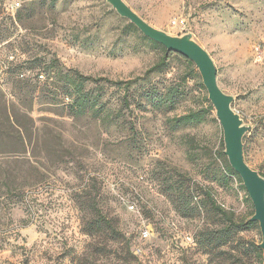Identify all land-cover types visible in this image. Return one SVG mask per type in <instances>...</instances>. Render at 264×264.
Here are the masks:
<instances>
[{
    "label": "rangeland",
    "instance_id": "374dc122",
    "mask_svg": "<svg viewBox=\"0 0 264 264\" xmlns=\"http://www.w3.org/2000/svg\"><path fill=\"white\" fill-rule=\"evenodd\" d=\"M123 1L159 30L190 34L211 56L217 84L248 126L243 160L264 177V0ZM47 3L0 0V264H134L131 254L142 264H210L197 234L220 216L204 191L235 220L254 208L242 180L226 174L214 109L196 126L170 127L171 118L207 105L199 70L188 75L185 61L171 55L163 72L133 85L136 93L179 86L185 99L176 109L134 108L125 123L109 126L70 116L50 65L126 80L163 54L123 34L127 19L106 0ZM106 87L115 108L119 90ZM181 182L197 195V215L175 208ZM89 200L111 220L116 239L109 230L108 237L86 232L95 213ZM238 236L262 240L259 227Z\"/></svg>",
    "mask_w": 264,
    "mask_h": 264
},
{
    "label": "trees",
    "instance_id": "16d2710c",
    "mask_svg": "<svg viewBox=\"0 0 264 264\" xmlns=\"http://www.w3.org/2000/svg\"><path fill=\"white\" fill-rule=\"evenodd\" d=\"M46 2V0H40ZM57 0H48L47 7L52 8ZM123 34H134L139 39L148 41L155 48H159L162 51V57L160 60L149 67L143 76H136L132 79H109L108 77H94L88 74H83L74 68L65 69L61 65L53 64L50 65L49 72L53 74L54 82L52 87L56 89L57 93L67 98L66 107L68 114L75 118H91L99 120L105 125L110 124H123L126 122V114L128 117L133 112L134 108L145 109L147 106L156 108L159 110H173L180 105L184 98V89H181L176 85H169L162 91H159L155 86L149 85L148 88L142 89L139 92H135L136 88L133 86L136 82L145 80L148 74L152 72H163L168 65V58L171 55L180 56L186 63L189 69L188 75L199 76L198 70L195 69V65L188 60L182 54H177L172 51H166L165 47L152 39L146 38L141 31L130 23L128 20L125 21L121 27ZM57 61V60H55ZM147 76V77H146ZM185 79V77H184ZM202 88L203 84L199 83ZM106 86L114 87L119 90L118 105L114 108L111 106L107 93ZM208 103L204 107L196 108V110H188L175 116L169 120L171 129H177L184 126H196L206 120L207 114H211L214 109L213 105L210 104L209 100L204 98ZM135 106H131L132 103ZM129 128L133 127V123H129ZM226 162V161H225ZM226 174H231L238 178L241 182L240 177L232 169L229 163L225 164ZM242 186V185H241ZM171 187V186H170ZM177 192V198L173 200L176 210L183 216L197 215L199 203L195 201L196 194H193V189L189 188L186 183H180L174 188ZM205 198L208 204L212 206L220 216L219 225L215 227H205L199 230L197 234V244L204 253L209 256L210 264H262L263 254L259 248V243H254L250 240L244 241L238 234L245 230L247 227H259L256 221L246 218V220H235L231 212L225 211L218 204L211 193L204 191ZM91 200L87 201L89 205H86L87 209L90 208L94 213L93 218L88 221L85 225L86 232L92 233L93 231H100L103 236H110L116 239L115 227H113L111 220L101 212L98 206L92 204ZM112 234V235H111ZM119 235V233H118ZM117 235V236H118ZM232 247L228 250L227 247ZM253 252V253H252ZM255 254L257 260H252L251 255ZM130 262L134 264H142L132 254L129 257Z\"/></svg>",
    "mask_w": 264,
    "mask_h": 264
},
{
    "label": "water",
    "instance_id": "95a60500",
    "mask_svg": "<svg viewBox=\"0 0 264 264\" xmlns=\"http://www.w3.org/2000/svg\"><path fill=\"white\" fill-rule=\"evenodd\" d=\"M118 14L126 18L141 31L147 38L164 46L166 51L182 54L199 70L202 84L207 91V98L214 107L215 115L223 130L224 154L232 169L241 178L244 188L252 201L254 214L251 220L259 224L261 242L259 248L263 254L264 264V177L252 169L243 160L242 138L248 126L242 125V120L231 107L232 96L224 93L216 82V68L211 56L191 35L173 36L159 30L150 23L145 22L132 8H129L123 0H106Z\"/></svg>",
    "mask_w": 264,
    "mask_h": 264
},
{
    "label": "built area",
    "instance_id": "2783aa9c",
    "mask_svg": "<svg viewBox=\"0 0 264 264\" xmlns=\"http://www.w3.org/2000/svg\"><path fill=\"white\" fill-rule=\"evenodd\" d=\"M148 235V230L147 229H143L141 231V238H146ZM140 252V247L137 246V248L135 249V253H139Z\"/></svg>",
    "mask_w": 264,
    "mask_h": 264
}]
</instances>
